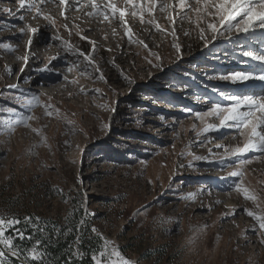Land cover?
<instances>
[{
    "label": "rangeland",
    "instance_id": "1",
    "mask_svg": "<svg viewBox=\"0 0 264 264\" xmlns=\"http://www.w3.org/2000/svg\"><path fill=\"white\" fill-rule=\"evenodd\" d=\"M158 1L149 13L148 3L138 0L144 22L131 16L125 0L112 1L125 10L126 24L119 13L108 20L98 14L95 22L105 30L92 40L81 23H58L54 14V24L38 19L31 27L34 10L20 13L17 0H0V45L12 49L0 46V121L31 117L12 130L0 123V216L20 221L5 231L22 261L35 245L19 238L22 226L58 236L78 220L80 235L97 230L99 252L107 239V251L115 248L132 264H264V229L247 215H264V148L246 157L262 164L247 169L230 162L250 131L237 121L221 125L214 114L217 105L234 104L232 97L264 95L258 89L264 80L255 78L264 65L253 58L264 56V27L229 31L196 0H185L183 9L177 0H162L164 11ZM22 40L44 51L38 49L29 72L52 79L48 86L21 81L26 60L7 76ZM238 72L252 74L257 89L243 90L248 80L231 78ZM101 259L109 264L107 256ZM0 264L17 263L0 257Z\"/></svg>",
    "mask_w": 264,
    "mask_h": 264
},
{
    "label": "snow or ice",
    "instance_id": "2",
    "mask_svg": "<svg viewBox=\"0 0 264 264\" xmlns=\"http://www.w3.org/2000/svg\"><path fill=\"white\" fill-rule=\"evenodd\" d=\"M69 0H59V3L61 5L68 4ZM146 3H148L149 7L146 9L149 13L153 11L157 7L156 0H145ZM17 3L19 5L20 9H24L26 11H32L35 10L37 15H43V13L40 10V7L34 2V0H17ZM45 3V0H40V4ZM126 4L131 5L132 9L134 11L131 12V15L133 16H140L141 22H144L143 13L145 11L143 4L138 3V0H125ZM177 3L179 4V7L181 9L186 7L185 0H177ZM196 3L203 4L205 6L204 12L206 15L214 16L219 20V27H226L229 31H232L235 29L237 32H247L251 27L259 23L261 27H264V0H196ZM91 7L93 8L94 12L88 13V15L99 14L103 16L105 20L109 19V13L113 17L116 16L117 13H119V18L122 22L126 24V21H124L125 17V10L116 7V5L112 2V0H104L103 6L96 3V0H92ZM168 7L167 4L161 3L159 5V9L161 11H164ZM135 9H139L138 11H135ZM208 9H212L213 11H207ZM4 11H9L8 9H5ZM195 11L198 13L201 12L200 8H196ZM237 17H240L241 19L237 23H232L234 20L237 19ZM44 19L50 20L53 24L55 23L54 20H51L49 16H44ZM20 20H24V16H20ZM147 23L153 24L155 23L153 20H148ZM157 30H161L159 24L155 25ZM27 27V26H26ZM208 28L213 32L217 33L219 32V28L216 24H208ZM26 28H21L20 32L24 33ZM29 31L35 32L36 29H28ZM203 31V30H202ZM128 36L129 39H131V29H128ZM58 39V37H57ZM213 39H215V36H213ZM31 41H29V44ZM3 48L12 51L9 45L3 44L0 45ZM178 47V46H177ZM80 55L84 56L85 59H89V57L84 54L80 53ZM244 55L252 56V53L246 52ZM254 59H260L264 60V56L262 57H253ZM26 60L27 57H24ZM55 59V57H53ZM91 63V61H89ZM97 71L99 69L97 68ZM227 79L228 77H224ZM232 79L240 80V81H246L251 78H253L252 74L250 73H242L238 72L235 73L232 77ZM260 80H264V74L259 75L258 77H255ZM10 87H13L10 85ZM36 99V98H34ZM232 99L235 101L234 104L229 106L226 109H222L219 105H217L214 109V114L218 117H222L220 120L221 125H224L227 121H237L238 127L249 129L250 131V139L249 142L244 145L242 149H237V152H244L248 151L250 148L256 147V146H264V95L259 97H254L250 95L240 96V97H232ZM31 103V102H29ZM242 108H247L248 111H241ZM259 112L260 115L256 116V113ZM48 115H51V113H47ZM31 119V117H23L22 119L16 120L14 122H8V121H0V123H3L7 126L9 130H12L13 123L20 124L24 123L26 125L27 120ZM214 126L209 125L208 128H205V131H208L209 128H212ZM33 131H37L36 129H33ZM46 139V138H45ZM246 162V161H245ZM244 163V162H242ZM232 175H240L239 172H233ZM247 199H255V197L252 196H246ZM247 215L250 217H253L258 223L260 229H264V215H257L252 211H247ZM26 219H31L30 217H26ZM38 219V218H37ZM20 221L16 218H5L4 216H0V244H3L13 256H19L21 254V250L17 248L14 244L13 238L6 236V228H11L15 224H18ZM83 223V221H81ZM92 232H96L97 230L93 227L91 229ZM17 235L21 240L25 239L24 233L19 232L17 230ZM27 239L31 240V237H27ZM111 242L107 239H104V250L99 252V257L96 254H93L91 259L94 262V264H105V261L101 259V257L108 258L109 264H132L131 261L124 258L121 253L116 250L115 248L112 249V251L109 253L107 251L108 245H110ZM40 241H36L35 245L27 251V254L25 255V264H32V262H35V264H44V258L46 257L47 253L39 250ZM78 257L83 256V253H76ZM5 253L3 251H0V257H4ZM112 257H115V259H112ZM66 264H71V258H69L68 261H66Z\"/></svg>",
    "mask_w": 264,
    "mask_h": 264
},
{
    "label": "bare ground",
    "instance_id": "3",
    "mask_svg": "<svg viewBox=\"0 0 264 264\" xmlns=\"http://www.w3.org/2000/svg\"><path fill=\"white\" fill-rule=\"evenodd\" d=\"M112 1H115L117 5H120L121 4V0H112ZM39 7H40V10L41 12L43 13V15H37V13L35 12V14L30 17V23H31V27H33L34 23L38 20V19H43L44 20V25H49V21L50 20H46L44 19V16H49L50 14H54L56 16L59 17V22H61V20H69V21H78L79 23H81V31L86 33H91L92 34V40H94V38H97L99 39L100 37H102V33L104 32L105 29H103V24H98L97 22H95V20L97 19V15L98 14H93V15H88V13L90 12H94V10H92L93 8L91 7V3H92V0H69L68 4L66 5H61L59 3V0H45V3L43 4H40V0H36L34 1ZM53 3H56L55 6L53 5ZM96 3L97 4H100L101 6H103L104 2L101 1V0H96ZM162 3V0H159L158 1V6ZM1 5V4H0ZM7 5V4H6ZM57 5V6H56ZM77 6H80L81 9L78 10ZM127 6V5H126ZM14 7V6H13ZM146 8V7H145ZM78 10L79 14H76V15H72V12ZM35 11V10H34ZM23 12V9L20 11V13ZM62 12V14H61ZM19 13V14H20ZM32 13V12H31ZM34 13V12H33ZM111 14V13H109ZM22 15V14H21ZM24 16V21H25V15L23 14ZM28 16V15H27ZM130 16V15H128ZM132 16V15H131ZM100 21V20H99ZM98 21V22H99ZM39 22V21H38ZM26 23V22H25ZM28 24V23H27ZM136 24V23H135ZM258 24V23H257ZM27 26V25H26ZM26 28V27H25ZM103 31V32H102ZM247 34V33H246ZM248 35L251 36V33L249 32ZM107 37V39H111L110 37V34H107L105 35ZM126 37V36H125ZM135 38V37H134ZM54 40V39H53ZM260 40H264V33H260ZM13 47V46H12ZM46 47V46H45ZM27 49V54L25 55L23 50ZM115 49L116 48V44H115ZM14 49V48H13ZM38 49H39V52H38ZM46 50H50L52 51V47L51 46H47L45 48ZM19 50V51H18ZM18 56L16 58H19V60L16 62V63H13L11 64L12 65V69L10 71V73L7 74V76L12 79L13 76H15V72L18 70V68L22 67L23 63L25 62V59L24 57H27L26 61H27V64H25L26 66V69L23 74V76L21 77V81L24 80V81H34V82H42V84L44 85H47L51 82L52 79H50L49 77L46 79V80H42L43 77H38V78H35L33 77V74H32V71H30V66L34 63V61H36L35 59H37L38 57L35 55L37 52L40 53L41 55L44 53V51H41L40 50V47H39V43H36V42H32V43H28L26 44V42L24 40H22L19 45H18ZM53 54V53H52ZM39 56V55H38ZM52 56V55H51ZM15 58V57H14ZM17 60V59H16ZM260 63L261 65L263 66L264 65V60H260ZM29 72V74H27ZM5 75V74H4ZM65 80V78H63ZM257 79H249L248 82H246L249 87V89L253 90V86L254 83H252L253 81H256ZM66 81V80H65ZM8 82V81H7ZM66 83V82H65ZM244 83V82H243ZM256 83V82H255ZM259 83V82H258ZM51 85V84H50ZM243 86V85H242ZM258 87V86H257ZM51 89H54L56 90L58 88V86L56 85H51L50 86ZM260 90V93L264 92V86L263 85H260L259 88ZM59 92V91H58ZM250 96H254V97H258L256 95H252V94H248ZM55 96V95H54ZM256 116H258V114L256 113ZM230 125V124H229ZM244 133V132H243ZM236 137V136H235ZM243 138L242 140H247L250 139V138H247V135L242 134V137ZM209 139V138H208ZM209 141V140H208ZM246 143V142H245ZM242 145V144H241ZM243 147L241 146L240 149H242ZM262 148V147H260ZM264 148V146H263ZM261 153V150H257L256 147H253V148H250L248 151H244V152H240L237 156H235V158L233 159H230L232 162L233 160L235 161H240L241 164L246 167L247 169L249 167H252V165L255 163L254 162H259V164H262V160L261 158H257V159H253L252 160H246V157H248L249 155L251 154H256V156H258L259 154ZM234 157V156H233ZM253 158V157H252ZM251 159V158H250ZM246 161V162H245ZM244 162V163H242ZM222 199V198H221ZM218 204V203H217ZM2 246V245H1ZM2 249L4 251H6V249L2 246Z\"/></svg>",
    "mask_w": 264,
    "mask_h": 264
},
{
    "label": "trees",
    "instance_id": "4",
    "mask_svg": "<svg viewBox=\"0 0 264 264\" xmlns=\"http://www.w3.org/2000/svg\"><path fill=\"white\" fill-rule=\"evenodd\" d=\"M78 223L77 220L68 234L62 231L58 236L51 229L46 233L29 229L27 223L22 226L23 233L26 238L31 237L32 239H25L24 242L28 247H32L36 241H40V248L47 253L46 257L50 264H66L69 258H71V264H93L91 257L99 252L100 243L91 231H85L83 236L80 235L77 230ZM75 252L83 253L82 258L74 255Z\"/></svg>",
    "mask_w": 264,
    "mask_h": 264
},
{
    "label": "water",
    "instance_id": "5",
    "mask_svg": "<svg viewBox=\"0 0 264 264\" xmlns=\"http://www.w3.org/2000/svg\"><path fill=\"white\" fill-rule=\"evenodd\" d=\"M0 251H3L5 253V256L4 257H1V258H4V259H7V260H10V261H13L17 264H25L24 261H22L21 259H19L17 256H13L12 254H9L7 253V251H4L2 249V246L0 245Z\"/></svg>",
    "mask_w": 264,
    "mask_h": 264
}]
</instances>
